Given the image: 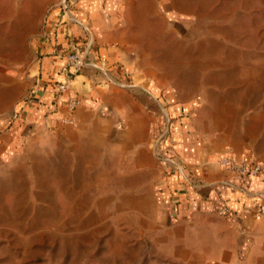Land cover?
<instances>
[{
	"label": "rangeland",
	"instance_id": "rangeland-1",
	"mask_svg": "<svg viewBox=\"0 0 264 264\" xmlns=\"http://www.w3.org/2000/svg\"><path fill=\"white\" fill-rule=\"evenodd\" d=\"M61 1L0 0V118L30 98L38 38ZM173 2L171 20L156 16L141 41L144 63L200 103L204 129L259 136L264 0ZM101 130L41 132L0 159V264H210L218 253L186 251L166 216L162 147L154 155Z\"/></svg>",
	"mask_w": 264,
	"mask_h": 264
},
{
	"label": "crops",
	"instance_id": "crops-1",
	"mask_svg": "<svg viewBox=\"0 0 264 264\" xmlns=\"http://www.w3.org/2000/svg\"><path fill=\"white\" fill-rule=\"evenodd\" d=\"M71 2L65 21L55 11L45 20L30 98L0 118V159L41 132L68 128L84 134L108 124L132 148L156 155L162 147L157 188L186 251L208 247L207 252L218 253L209 257L210 264H264V216L256 215L264 204V171L244 177L218 162L227 154L264 160V132L258 136L248 126L246 132L204 129L200 103L157 82L158 72L144 63L141 41L156 16L171 20L178 11L173 0ZM74 47L83 52L84 66L69 91H60L61 70ZM68 95L82 99L72 111Z\"/></svg>",
	"mask_w": 264,
	"mask_h": 264
},
{
	"label": "built area",
	"instance_id": "built-area-1",
	"mask_svg": "<svg viewBox=\"0 0 264 264\" xmlns=\"http://www.w3.org/2000/svg\"><path fill=\"white\" fill-rule=\"evenodd\" d=\"M71 4V0H64L60 4V6L58 7V11L55 12L59 20H66L67 11H69ZM56 10L57 9H55V11ZM67 58L68 61L61 70L64 79L58 84V90L64 92L69 91L72 80L84 66V54L79 48H72V50L67 54ZM81 103L82 99L78 96L68 95L67 106L71 111ZM67 121L73 123L74 119L73 117H70L67 118ZM218 162L229 171L244 177L257 176L262 171H264V160L255 157L227 154L220 156ZM223 212L228 216H230L232 213L228 206H225L223 208ZM256 215L264 216V204L257 207Z\"/></svg>",
	"mask_w": 264,
	"mask_h": 264
}]
</instances>
